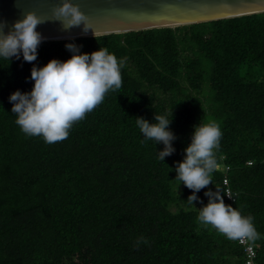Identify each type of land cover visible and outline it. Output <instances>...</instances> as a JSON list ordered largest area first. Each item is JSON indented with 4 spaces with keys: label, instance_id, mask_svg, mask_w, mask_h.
I'll return each mask as SVG.
<instances>
[{
    "label": "trees",
    "instance_id": "trees-1",
    "mask_svg": "<svg viewBox=\"0 0 264 264\" xmlns=\"http://www.w3.org/2000/svg\"><path fill=\"white\" fill-rule=\"evenodd\" d=\"M68 43L125 57L122 87L66 139L45 143L21 131L9 96L31 91L34 65L69 59ZM156 114L172 117L176 135L164 161V145L136 126V117L155 122ZM213 120L222 169L188 206L193 190L175 178V165L193 126ZM226 166L236 200L224 201L254 218L264 264V12L44 40L33 62L0 58V264H244L236 240L197 219L205 192L226 190Z\"/></svg>",
    "mask_w": 264,
    "mask_h": 264
},
{
    "label": "clouds",
    "instance_id": "clouds-1",
    "mask_svg": "<svg viewBox=\"0 0 264 264\" xmlns=\"http://www.w3.org/2000/svg\"><path fill=\"white\" fill-rule=\"evenodd\" d=\"M53 16L64 30L83 25L85 33L91 29L93 36L98 38L99 33L88 16L73 0H61L53 8ZM47 21L35 11H28L15 20L11 28L6 19H0V58L19 59L22 55L26 62L35 61L38 46L44 39L37 25ZM65 47L72 53L69 59L61 61L53 58L42 67L34 65L30 77L34 80L31 91L17 89L9 96L11 112L16 115L15 123L21 131L28 136H41L45 143L66 139L75 122L84 119L87 113L102 103L109 91L122 87L121 71L126 66L125 57L118 58L106 47L91 53L81 52L80 46L75 43H68ZM171 120L172 117L169 119L164 114H156L155 122L136 117V126L142 136L164 145L158 152L162 161L175 151L172 142L176 135L170 128ZM193 128L190 143L184 149V158L175 165V178L193 190L186 200L188 206L194 205L200 189L213 182L211 174L219 168L214 150L219 148L223 135L214 120L200 122ZM224 194L233 196L218 185L217 191L209 189L205 192L209 199L199 208L198 222L212 226L231 240L256 238L254 218L226 204ZM140 242L138 240L137 245Z\"/></svg>",
    "mask_w": 264,
    "mask_h": 264
},
{
    "label": "water",
    "instance_id": "water-1",
    "mask_svg": "<svg viewBox=\"0 0 264 264\" xmlns=\"http://www.w3.org/2000/svg\"><path fill=\"white\" fill-rule=\"evenodd\" d=\"M61 0H0V19L8 27L28 11L48 20L37 25L44 40L92 37L83 25L64 30L53 8ZM100 35L177 27L264 12V0H73ZM7 31V29H5Z\"/></svg>",
    "mask_w": 264,
    "mask_h": 264
},
{
    "label": "built area",
    "instance_id": "built-area-1",
    "mask_svg": "<svg viewBox=\"0 0 264 264\" xmlns=\"http://www.w3.org/2000/svg\"><path fill=\"white\" fill-rule=\"evenodd\" d=\"M222 169V168H218ZM227 170H229V167H225V176L223 178V184L227 187L226 190L233 194L232 197H229L226 194V197L231 201L232 204L236 200L235 193L229 188V179L227 177ZM237 243L243 248V251L245 253V260L244 264H261L258 260V253H257V246L252 242V239L243 238V239H237Z\"/></svg>",
    "mask_w": 264,
    "mask_h": 264
}]
</instances>
